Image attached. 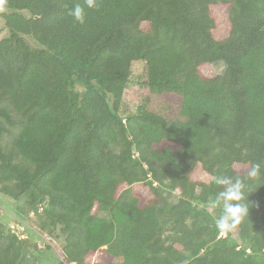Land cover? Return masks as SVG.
Returning a JSON list of instances; mask_svg holds the SVG:
<instances>
[{
    "label": "trees",
    "instance_id": "trees-1",
    "mask_svg": "<svg viewBox=\"0 0 264 264\" xmlns=\"http://www.w3.org/2000/svg\"><path fill=\"white\" fill-rule=\"evenodd\" d=\"M77 2L0 0V194L41 207L61 264H117V230L120 264H264V168L233 231L208 206L213 175L264 163V0H97L83 24ZM135 62L163 105L121 117ZM37 259L0 224V264Z\"/></svg>",
    "mask_w": 264,
    "mask_h": 264
},
{
    "label": "rangeland",
    "instance_id": "rangeland-1",
    "mask_svg": "<svg viewBox=\"0 0 264 264\" xmlns=\"http://www.w3.org/2000/svg\"><path fill=\"white\" fill-rule=\"evenodd\" d=\"M3 13L8 11L0 10ZM25 17L27 13H22ZM9 32L4 26L3 20L0 18V40L8 37ZM26 42L32 48H38V45L30 38H25ZM225 71V65L222 62H216L209 68L205 69L204 74L208 77L222 76ZM145 78V66L140 62H135L131 66V77L124 91L123 100L120 108V116L126 117L134 113L139 106H147L150 102L153 109H157L162 104L159 98H153L148 89L143 85ZM150 106V104L148 105ZM163 198L168 202H177L178 196L161 188ZM38 216L30 210L27 204V197H21L18 200H12L0 194V224L6 231L15 233L21 240L24 241L28 251L36 252L38 264H61L63 259L62 248L64 245V237L57 235L47 236L39 230L42 223L39 219L42 209L37 206ZM101 218L107 220L108 216L105 213L98 214ZM113 246L117 252L115 262L121 263V254L123 250L129 246V243L121 237L120 231L115 233ZM103 247L102 249H105ZM35 255V254H34ZM101 259V258H100ZM102 260V259H101ZM114 261V260H113Z\"/></svg>",
    "mask_w": 264,
    "mask_h": 264
},
{
    "label": "clouds",
    "instance_id": "clouds-1",
    "mask_svg": "<svg viewBox=\"0 0 264 264\" xmlns=\"http://www.w3.org/2000/svg\"><path fill=\"white\" fill-rule=\"evenodd\" d=\"M95 7L97 0H83V3H75L68 14L76 23L83 24L86 9ZM262 168L264 163L253 161L241 175L228 173L213 175V182L220 190L208 201V206L213 210H220V214L215 219V228L218 232L227 234L233 231L248 216L249 207L245 198L247 181L258 179Z\"/></svg>",
    "mask_w": 264,
    "mask_h": 264
},
{
    "label": "water",
    "instance_id": "water-1",
    "mask_svg": "<svg viewBox=\"0 0 264 264\" xmlns=\"http://www.w3.org/2000/svg\"><path fill=\"white\" fill-rule=\"evenodd\" d=\"M47 204V202L45 203V205Z\"/></svg>",
    "mask_w": 264,
    "mask_h": 264
}]
</instances>
